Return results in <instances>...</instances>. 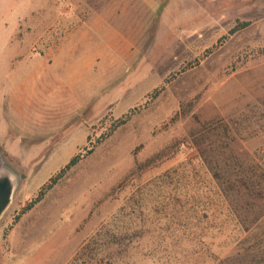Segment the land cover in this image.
I'll list each match as a JSON object with an SVG mask.
<instances>
[{"label": "rangeland", "instance_id": "1", "mask_svg": "<svg viewBox=\"0 0 264 264\" xmlns=\"http://www.w3.org/2000/svg\"><path fill=\"white\" fill-rule=\"evenodd\" d=\"M186 137H229L206 140L207 157L227 144L223 153L264 161V0H0V154L20 177L0 220V264H264V214L245 229L227 219L191 144L130 176ZM172 170L176 197L148 199L143 226L136 215L114 223L132 237L127 250L108 262L80 254ZM198 188H211L200 201L211 217L195 246L198 215L186 203L196 206Z\"/></svg>", "mask_w": 264, "mask_h": 264}, {"label": "trees", "instance_id": "2", "mask_svg": "<svg viewBox=\"0 0 264 264\" xmlns=\"http://www.w3.org/2000/svg\"><path fill=\"white\" fill-rule=\"evenodd\" d=\"M139 111L140 108L138 107L132 108L120 118L116 119L106 136H109L114 130L125 124L130 118L138 114ZM105 138L107 137H103L101 141ZM221 138L229 137H214V141H212L210 137H186L176 140L166 148L147 158L145 161L136 164L130 173V176L138 177L141 173L152 168L157 162L162 161V159L168 156L166 155V152L170 149L177 152L182 147H188L191 144L197 150L198 157L202 161L201 163L205 164L209 169V182L215 184L213 187L214 198L217 197V199L220 200L221 205L225 207L226 218L228 219L230 215L235 216L243 229L250 228L251 224H254L264 214V161L257 153H254L253 156L249 158L246 157L248 160H240L230 152L229 154L223 153L221 151L222 149L228 150L227 144L214 145L212 149H209L210 157H207L205 155V152L207 151L202 149L205 141L211 140V142L214 143L215 141L218 142ZM101 141L92 143L83 153H78L73 156L56 175L51 177L41 186L36 196L26 205L24 211L29 210L35 204L40 202L44 195L56 185L73 166L90 154ZM230 141H232V138H230ZM211 163L213 164V167L211 166ZM178 180V173H176V170H172L157 176L154 180L148 183V186L141 188L140 195L144 196L137 197V202L136 205L133 206V209H131L129 213L124 215L120 214L117 218L112 219V224L105 227L106 231L103 229L100 230V232H97L90 241L80 248V254H89L91 256L89 257L90 260H94L93 256H101L100 259H97L98 261L102 259L104 261L106 259V262H108V258H110L115 252L119 254L120 251L127 250L130 246V242L128 241L132 237H129L124 233L121 234L114 223H116L117 220L120 221L121 217H133L136 215L135 218L139 219L142 226L145 225V221L148 217L147 211L150 210V208H146L148 199L152 198L153 202L161 206V203H163L165 199L176 197L178 184L176 186L175 184ZM206 190L207 191H200L198 188L199 199L196 206L193 204V202H195L194 200H192V203H186V205L188 204L191 206L188 211L191 214L190 218L194 215L195 217L198 215V236H195L191 241L192 243H195V246H200L199 244H201L203 240L201 236L202 234L200 235V233H202L200 227H202L203 224L208 223V219L211 217V211L207 204L200 203V201L211 199L209 196L211 188ZM142 197H144V199ZM135 207L136 209L134 210ZM155 208L153 209V212L157 213ZM185 213L187 214L186 211ZM250 214L255 215L252 220L248 219V215ZM114 249L116 251L113 253L112 251ZM109 250L112 251L110 252Z\"/></svg>", "mask_w": 264, "mask_h": 264}, {"label": "water", "instance_id": "3", "mask_svg": "<svg viewBox=\"0 0 264 264\" xmlns=\"http://www.w3.org/2000/svg\"><path fill=\"white\" fill-rule=\"evenodd\" d=\"M20 177L0 154V220L12 202Z\"/></svg>", "mask_w": 264, "mask_h": 264}]
</instances>
